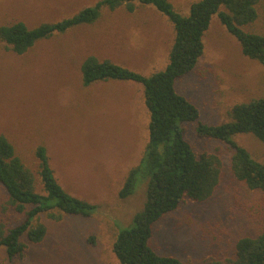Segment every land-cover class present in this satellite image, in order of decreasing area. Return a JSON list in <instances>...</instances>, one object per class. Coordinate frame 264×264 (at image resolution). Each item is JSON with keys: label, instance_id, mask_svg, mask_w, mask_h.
Masks as SVG:
<instances>
[{"label": "rangeland", "instance_id": "1", "mask_svg": "<svg viewBox=\"0 0 264 264\" xmlns=\"http://www.w3.org/2000/svg\"><path fill=\"white\" fill-rule=\"evenodd\" d=\"M100 0H0V26L24 22L29 28L71 18ZM200 0H170L184 16ZM257 20L243 29L264 34V0ZM175 38L173 24L152 6L104 8L93 24L37 41L25 53H14L0 41V135L34 174L43 193L36 149L44 146L56 178L70 194L97 206L90 216L46 213L42 242L30 243L16 264H120L113 244L121 230L135 226L146 200V146L149 112L143 86L130 81L82 83L88 57L109 60L145 76L169 63ZM205 50L196 67L177 79L176 91L197 106L200 118L182 123L184 137L196 153L217 154L220 183L206 201L186 200L153 229L152 247L187 264H223L235 259V245L264 227V195L238 180L231 170L228 144L198 136V122L219 125L231 119L236 104L264 97V65L241 51L235 37L215 15L204 35ZM264 162V144L252 134L234 137ZM140 167L129 198L119 191L131 169ZM22 218L7 204L0 187V232ZM7 255L0 249V264Z\"/></svg>", "mask_w": 264, "mask_h": 264}, {"label": "trees", "instance_id": "2", "mask_svg": "<svg viewBox=\"0 0 264 264\" xmlns=\"http://www.w3.org/2000/svg\"><path fill=\"white\" fill-rule=\"evenodd\" d=\"M260 0H200L192 4L190 14L177 12L170 0H100L85 7L71 18L55 23H42L29 28L24 22L0 26V41L21 55L37 41L70 29L95 23L102 10L124 7L134 12L137 6H152L173 24L175 38L169 52V63L162 71L145 76L109 60L88 57L82 64V83L88 87L98 81H130L144 89V102L149 112V141L146 146V200L135 215V226L118 234L113 252L120 264H187L171 254H161L151 245L153 229L166 215L176 211L186 200L203 202L217 189L222 162L217 154L194 150L185 139L182 123L196 122L200 112L196 105L176 91L177 79L191 72L205 50L204 35L216 15L226 30L237 39L243 55L264 65V34L249 32L244 26L258 18ZM231 119L219 125L198 122V136L220 140L228 144L231 170L234 176L250 189L264 195V162L256 160L234 137L252 134L264 144V97L236 104ZM39 177L43 193L37 190L34 174L16 154L12 143L0 135V187L7 196V204L22 218L0 232V249L7 255L6 264H16L30 243L38 244L47 234V227L39 221L46 213L54 220L64 215L90 216L97 206L68 193L56 178L44 146L36 149ZM140 167L130 170L119 198L133 195ZM223 264H264V227L255 237H243L235 245V259Z\"/></svg>", "mask_w": 264, "mask_h": 264}]
</instances>
